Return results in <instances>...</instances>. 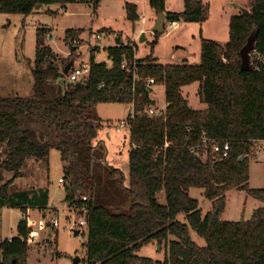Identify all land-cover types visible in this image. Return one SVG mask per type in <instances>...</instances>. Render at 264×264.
<instances>
[{
	"label": "trees",
	"instance_id": "16d2710c",
	"mask_svg": "<svg viewBox=\"0 0 264 264\" xmlns=\"http://www.w3.org/2000/svg\"><path fill=\"white\" fill-rule=\"evenodd\" d=\"M100 1L0 0V13L29 14L38 4L75 2L91 3L96 11ZM184 2V10L176 12L166 9V0H149L168 21L201 23L209 17L203 0ZM125 9L133 23L140 19L136 3L126 2ZM254 30L253 68L245 71L240 51ZM81 32L70 28L65 39L79 46L73 41ZM47 36V28H38L33 94L0 96V143L8 148L0 161V182L5 171L14 174L0 185V214L1 206L20 208L24 214L30 206L48 207V189L37 195L11 184L23 175L28 159H47L57 148L69 209L88 207L87 264H264V187L250 186L251 157L240 159L264 140V0H252L249 14L240 11L231 17L227 42L202 37L197 64L187 58L158 62L153 51L162 33L157 32L152 52L144 58L136 56L132 41L107 48L111 66L96 61L92 49L89 76L70 81L64 68L76 52L60 68L59 54L46 43ZM125 60L131 72L123 68ZM151 77L155 83L148 85ZM193 83L199 84L200 101L206 104L202 109L192 108L183 92ZM160 84L165 86L166 110L151 115L152 86ZM114 102L134 108L126 119L131 126L127 173L106 163L102 142L97 143L107 125L97 105ZM215 142H229L230 155L213 154ZM192 187L204 189L213 201L212 211L203 215L199 201L190 195ZM233 188L263 203L250 219L220 218L226 192ZM191 230L205 239L204 245ZM30 232L25 216L17 235L0 241V264H28ZM154 242L168 248L163 261L139 254Z\"/></svg>",
	"mask_w": 264,
	"mask_h": 264
},
{
	"label": "rangeland",
	"instance_id": "374dc122",
	"mask_svg": "<svg viewBox=\"0 0 264 264\" xmlns=\"http://www.w3.org/2000/svg\"><path fill=\"white\" fill-rule=\"evenodd\" d=\"M209 7V17L204 22L179 21L177 27L167 24L158 43L154 47L153 55L160 63L179 62L187 58L195 64V55L201 52V37L210 38L219 42L229 40V23L232 14L237 8L250 5L251 0H203ZM126 2H134L139 11L145 16H150L149 22L141 19L133 23L126 16ZM248 4V5H247ZM66 7V12L63 11ZM166 7L171 11H182L185 8L184 0H166ZM151 14V15H149ZM158 13L153 9L149 0H101L95 11L93 4L75 2L62 6L61 4H48L36 8L29 14L0 13V96H31L33 94V66L37 49V30L45 27L49 30L46 43L59 54L58 64L64 68L70 57L69 42L65 39L66 31L70 28L83 29L80 39L73 41L79 45L76 49L74 65L80 66L90 63L91 50L95 51V60L109 61L107 48L115 44L117 37L124 42L132 41L136 44V56L144 58L151 54V42L155 39L152 31V22L157 20ZM148 29V30H147ZM150 29V30H149ZM148 39L144 42L140 38L146 32ZM101 34V39L96 38ZM252 57V55H251ZM255 55L251 58L254 59ZM152 99L154 107L166 110L165 86L163 84L152 86ZM183 92L189 98L192 108L206 107L199 98V84L193 83L183 87ZM100 117L107 123L99 132V140L105 151L106 163L114 165L111 158L116 159L122 169L128 165V151L130 147L129 123L117 131L116 126L129 115H133V104L129 103H100L97 105ZM157 109V112H158ZM111 138L108 137L109 133ZM109 152V156H108ZM254 155L250 159V180L253 188L264 187V141H256L253 145ZM8 154L7 145L0 143V161ZM205 159L206 154L201 155ZM22 176L17 177L11 184L18 191L27 190L30 193H40L48 189V207L30 206L24 214L20 208L1 206L0 214V241L17 235V226L25 216L36 221H28L30 228L38 232L36 238L29 242L28 264H73L76 256L81 257L79 264L85 261L87 242V227L80 230L77 226L72 230L73 219L80 218V214L69 209L65 201V184L60 178L65 177L61 153L57 148H52L49 158H30L22 168ZM4 179L0 185L12 179L14 174L5 171ZM190 195L199 201V208L203 215L214 209L213 201L204 194L201 187H192ZM263 203L238 188L226 192L225 207L220 214L223 220H247L253 215L256 208ZM76 208V207H75ZM58 217L60 225H49L52 218ZM183 219V215L179 216ZM47 221V222H46ZM45 222V226L41 223ZM78 230L76 234L74 231ZM193 238L200 245L205 244V239L191 230ZM168 248L166 245L159 247L156 242L142 248L140 255L152 257L154 260L163 261Z\"/></svg>",
	"mask_w": 264,
	"mask_h": 264
},
{
	"label": "built area",
	"instance_id": "2783aa9c",
	"mask_svg": "<svg viewBox=\"0 0 264 264\" xmlns=\"http://www.w3.org/2000/svg\"><path fill=\"white\" fill-rule=\"evenodd\" d=\"M169 26L171 27H175L177 26V21H167L166 22ZM102 35L101 34H97L96 35V38L98 39H101ZM254 54V52L252 53V55ZM123 68L126 69L128 72H131V65L129 64L128 61H124L123 64H122ZM90 69H91V66H90V63H84V64H81L80 66H75L74 64L72 65L71 69L69 70V73H68V78L70 81H80V80H83V79H86L89 74H90ZM133 75L135 78H137V73H136V70H133ZM147 83L148 85H152L155 83V79L154 78H148L147 79ZM101 86H104V84H102ZM157 107H154V106H151L147 109V111L153 115V114H156L158 113L160 110L158 109V112H157ZM133 115H134V112H133ZM128 123L127 120H122L120 122V125L119 126H116V129L117 131H120L122 127H125L126 124ZM253 149V148H252ZM212 152L213 154H217L221 157H228L230 155V144L229 142H225L223 144L221 143H218V142H215L213 143L212 145ZM252 153L253 151L251 152H245L244 156L246 157H252ZM60 182H64V179L63 178H60ZM84 199H87L86 196H84ZM72 211L74 212H78L80 214V218L79 217H76L75 219H73V225L71 226L72 230L75 229V226H77L78 228H80V230H82L83 228H86L88 227V222H87V216H88V207L86 205H82L81 207L79 208H71ZM27 219V222H31V223H34L36 221L34 220H31L30 217H26ZM47 222V221H46ZM42 226L44 224L45 226V222L44 223H41ZM29 225V224H28ZM49 225L53 226V227H58L60 225V220L58 217H55V218H52L51 221H49ZM31 226V225H29ZM35 234H38V232H36L35 230H32L31 229V232L29 234V239L28 241L31 242L33 241V239L36 238Z\"/></svg>",
	"mask_w": 264,
	"mask_h": 264
},
{
	"label": "water",
	"instance_id": "95a60500",
	"mask_svg": "<svg viewBox=\"0 0 264 264\" xmlns=\"http://www.w3.org/2000/svg\"><path fill=\"white\" fill-rule=\"evenodd\" d=\"M41 7V4H38L36 6V8H40ZM241 11H243L245 14H249L250 13V10L247 9V8H240ZM166 13H164L163 11H159L158 12V17H157V20H156V23L155 25L153 26L152 28V31L157 33H162L166 30ZM257 34L258 32L256 30H254L250 36L248 37V41L247 43L242 47L240 53H241V58H242V63H241V68L245 71L247 70H251L253 68L252 66V61H251V55L252 53L255 51V47H256V39H257ZM147 40V37H146V33L144 32L140 38V41L141 42H144ZM117 41V44H120L121 43V38L118 37L116 39ZM69 48H70V51L71 53L74 52L78 46L76 45H73L71 42H69ZM74 61L73 60H70L65 68H64V73L65 74H68L69 73V70L71 69L72 65H73ZM243 157H241L240 159H242ZM216 213L219 214V210L217 209L216 210ZM76 234L79 232L78 230H75L74 231ZM160 247V245H159ZM81 261V257L80 256H76L75 259H74V262L73 264H79Z\"/></svg>",
	"mask_w": 264,
	"mask_h": 264
},
{
	"label": "crops",
	"instance_id": "0c3cea01",
	"mask_svg": "<svg viewBox=\"0 0 264 264\" xmlns=\"http://www.w3.org/2000/svg\"><path fill=\"white\" fill-rule=\"evenodd\" d=\"M251 2H252V0H251ZM244 5V4H243ZM243 5H241L240 7H238L237 8V12L236 13H234V14H232L231 15V17L233 16V15H235V14H237V13H239L240 11H241V9L240 8H247V9H251V3H250V5H248V6H244L243 7ZM166 9H167V7H166ZM168 10V9H167ZM63 11H65L66 12V7H63ZM138 11H139V7H138ZM168 11H171V10H168ZM157 13V12H156ZM139 14H140V19L142 20V21H144V22H149L151 19H150V16H145L144 14H142L140 11H139ZM149 15H151V14H149ZM231 17L229 18V19H231ZM139 19V20H140ZM138 20V21H139ZM137 21V22H138ZM168 20H166V22H167ZM230 21V20H229ZM155 23H156V20H154L153 22H152V25H155ZM179 25V21H177V26ZM177 26H175V27H177ZM166 27H167V23H166ZM148 30V29H147ZM150 30V29H149ZM145 33H147V31L145 32ZM118 38V37H117ZM202 38V37H201ZM147 39H148V37H147ZM122 38H121V42H122ZM201 42V41H200ZM220 43H225V42H220ZM115 44H117V41L115 42ZM115 44H113V45H115ZM76 51V50H75ZM70 53H71V51H70ZM195 63L197 64V63H200V61H201V52L199 53V55H195ZM106 62H109V61H106ZM204 108V107H203ZM108 134V137L109 138H111V134H110V132L109 133H107ZM262 141H264V140H262ZM128 154H129V151H128ZM108 156H109V152H108ZM112 159V161L114 162V165H118V163L116 162V159H113V158H111ZM105 160L107 161V158L105 157ZM126 173L128 172V165H127V168H125L124 167V169H123ZM67 203V202H66ZM67 205H68V203H67Z\"/></svg>",
	"mask_w": 264,
	"mask_h": 264
}]
</instances>
